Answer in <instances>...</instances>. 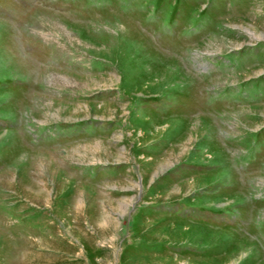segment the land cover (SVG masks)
Segmentation results:
<instances>
[{
    "label": "rangeland",
    "instance_id": "rangeland-1",
    "mask_svg": "<svg viewBox=\"0 0 264 264\" xmlns=\"http://www.w3.org/2000/svg\"><path fill=\"white\" fill-rule=\"evenodd\" d=\"M0 264H264V0H0Z\"/></svg>",
    "mask_w": 264,
    "mask_h": 264
}]
</instances>
